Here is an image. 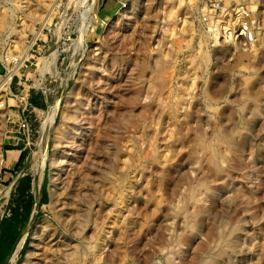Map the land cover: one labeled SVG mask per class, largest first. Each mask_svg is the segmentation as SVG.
<instances>
[{
	"label": "rangeland",
	"instance_id": "374dc122",
	"mask_svg": "<svg viewBox=\"0 0 264 264\" xmlns=\"http://www.w3.org/2000/svg\"><path fill=\"white\" fill-rule=\"evenodd\" d=\"M211 4L0 0V164L21 114L49 195L7 264H264V0Z\"/></svg>",
	"mask_w": 264,
	"mask_h": 264
},
{
	"label": "crops",
	"instance_id": "0c3cea01",
	"mask_svg": "<svg viewBox=\"0 0 264 264\" xmlns=\"http://www.w3.org/2000/svg\"><path fill=\"white\" fill-rule=\"evenodd\" d=\"M26 105L30 106L29 100ZM10 116L14 123L5 131L0 164V264L23 250L26 230L49 196L45 173L28 160L26 139L18 128L22 116Z\"/></svg>",
	"mask_w": 264,
	"mask_h": 264
},
{
	"label": "built area",
	"instance_id": "2783aa9c",
	"mask_svg": "<svg viewBox=\"0 0 264 264\" xmlns=\"http://www.w3.org/2000/svg\"><path fill=\"white\" fill-rule=\"evenodd\" d=\"M224 0H212L211 8L212 12H206L201 18L202 24H207L213 27V35L223 39L224 37H230L231 33H225V26L229 25L230 17L227 16L230 12L223 5ZM19 130L24 135L25 139L29 137L30 129L29 123L22 119L18 125Z\"/></svg>",
	"mask_w": 264,
	"mask_h": 264
},
{
	"label": "bare ground",
	"instance_id": "6f19581e",
	"mask_svg": "<svg viewBox=\"0 0 264 264\" xmlns=\"http://www.w3.org/2000/svg\"><path fill=\"white\" fill-rule=\"evenodd\" d=\"M213 35V34H212ZM207 36V35H206ZM216 37V36H215ZM53 116V115H52ZM52 187V186H51ZM236 226V225H235ZM33 228V227H32ZM35 228V227H34ZM238 229V228H237ZM236 229V230H237ZM231 231V230H230ZM232 231H234V230H232ZM231 234H232V232H230ZM235 233V232H234ZM26 235V234H25ZM35 240V239H34ZM224 241V240H223ZM21 246V245H20ZM222 249V248H221ZM220 250V249H219ZM220 252H222V250L220 251ZM16 254H17V252H15L14 254H13V256L11 257V261H14V259L16 258Z\"/></svg>",
	"mask_w": 264,
	"mask_h": 264
},
{
	"label": "trees",
	"instance_id": "16d2710c",
	"mask_svg": "<svg viewBox=\"0 0 264 264\" xmlns=\"http://www.w3.org/2000/svg\"><path fill=\"white\" fill-rule=\"evenodd\" d=\"M29 102L34 106H39L38 103L34 102L33 99H29Z\"/></svg>",
	"mask_w": 264,
	"mask_h": 264
}]
</instances>
